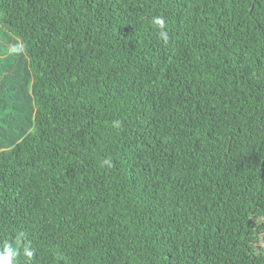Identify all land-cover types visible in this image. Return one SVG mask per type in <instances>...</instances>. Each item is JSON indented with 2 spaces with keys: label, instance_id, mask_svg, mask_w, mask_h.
Here are the masks:
<instances>
[{
  "label": "trees",
  "instance_id": "1",
  "mask_svg": "<svg viewBox=\"0 0 264 264\" xmlns=\"http://www.w3.org/2000/svg\"><path fill=\"white\" fill-rule=\"evenodd\" d=\"M20 232L33 264H264V0H0Z\"/></svg>",
  "mask_w": 264,
  "mask_h": 264
},
{
  "label": "clouds",
  "instance_id": "2",
  "mask_svg": "<svg viewBox=\"0 0 264 264\" xmlns=\"http://www.w3.org/2000/svg\"><path fill=\"white\" fill-rule=\"evenodd\" d=\"M152 24L157 28L159 38L167 41L168 33L165 30L164 18L154 17ZM7 52L12 56L26 55V45L17 39L15 43L8 45ZM113 126L119 127V121H114ZM104 165L111 167L112 161L105 158L102 161V166ZM35 254L31 241L25 238L23 232L16 235L14 242H9L8 240L0 241V264H15L17 258L21 255L24 258V264H33Z\"/></svg>",
  "mask_w": 264,
  "mask_h": 264
}]
</instances>
